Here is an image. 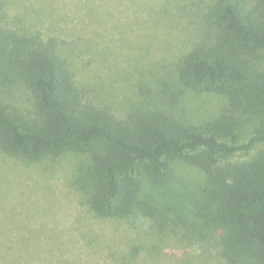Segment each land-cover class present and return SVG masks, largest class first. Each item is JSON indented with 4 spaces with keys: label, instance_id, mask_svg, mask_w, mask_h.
I'll use <instances>...</instances> for the list:
<instances>
[{
    "label": "rangeland",
    "instance_id": "obj_1",
    "mask_svg": "<svg viewBox=\"0 0 264 264\" xmlns=\"http://www.w3.org/2000/svg\"><path fill=\"white\" fill-rule=\"evenodd\" d=\"M6 1L0 23L60 40L85 99L119 118L158 109L202 123L230 113L224 96L195 91L178 73L180 59L215 32L214 0ZM254 52L263 69L264 49ZM0 103L20 119L40 117L25 83L0 84ZM247 115H232L242 139L264 131V112ZM101 151L39 160L0 151V264H231L209 217L211 184L201 167L171 159L161 182L142 173L139 202L154 217L105 218L87 194Z\"/></svg>",
    "mask_w": 264,
    "mask_h": 264
},
{
    "label": "trees",
    "instance_id": "obj_2",
    "mask_svg": "<svg viewBox=\"0 0 264 264\" xmlns=\"http://www.w3.org/2000/svg\"><path fill=\"white\" fill-rule=\"evenodd\" d=\"M6 2L0 0V18ZM211 16L212 37L195 44L178 65L186 86L226 99L230 113L202 123L158 109L119 118L85 99L58 52L60 40L0 23V84L25 83L40 114L20 119L0 103V151L39 160L101 146L97 181L87 194L105 218L151 214L139 202L142 173L161 182L171 159L198 165L211 184L209 217L221 232V255L231 264H264V148L248 156L264 144V131L242 139L232 116L264 112V67L254 58L264 49V0H214Z\"/></svg>",
    "mask_w": 264,
    "mask_h": 264
}]
</instances>
